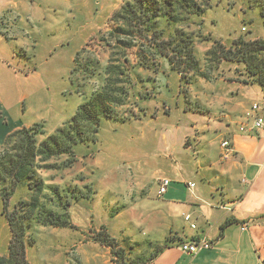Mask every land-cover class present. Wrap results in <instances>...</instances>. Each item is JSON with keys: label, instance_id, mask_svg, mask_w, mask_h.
<instances>
[{"label": "rangeland", "instance_id": "374dc122", "mask_svg": "<svg viewBox=\"0 0 264 264\" xmlns=\"http://www.w3.org/2000/svg\"><path fill=\"white\" fill-rule=\"evenodd\" d=\"M124 1L53 0L54 7L62 6L61 9L54 8L58 10L54 16L59 23L54 28L48 27L55 32L48 33L47 29L37 26L30 35V45L21 46V59L29 65L17 68V72H35L46 86L44 90L39 88V98L32 101L35 105L44 101L45 119L23 126L27 128L36 124L35 128L40 132L38 141L54 133L100 89L110 49L104 44L105 34L112 15ZM194 1L204 14L192 16L187 25L182 26L193 36L194 53L202 76L193 72L181 76L163 58H157L150 66H136L127 74L128 77L119 76L122 82L113 84L120 89L116 92L118 96L123 87L121 97L124 104L115 108L117 119L101 121L94 142L75 146L73 157L61 154L49 162H37V177L44 185L39 211L52 210L60 216H68L72 228L43 224L40 222L45 217L43 214L35 218L37 221L33 219L29 223L26 252L29 264H87L85 254L77 249V242H94V238L103 237L100 234L107 228L114 237L122 239L114 247L120 255L118 260H114L117 264H147L154 258L158 247L157 250H150L144 243L130 246L125 240L127 235L143 238L142 231L136 228L127 231L132 229L128 226L126 215L121 214L129 199L127 180L138 168L146 172L152 170L151 166L138 165L145 159L144 155L140 154L138 160L133 159V147L129 145L133 143L128 140L133 134L168 135L166 141L177 153L181 151L183 161L196 158L198 142L217 137L220 141L218 161H227L231 157L225 158L220 146L222 141H229L228 136L222 135L223 126L229 124H221L230 118L226 101L233 95L231 92H234L236 83L244 84L251 92L261 87L249 76L243 62L236 59L219 62L214 57L206 59L205 53L215 48L216 43L226 49L232 48V51L233 43L239 40L264 43V0ZM68 8L76 25L72 20H63L69 13ZM77 53H82L78 58L81 63L87 59L89 66L85 71L75 70ZM133 54L130 53L131 64ZM259 59L264 61V52ZM94 61L99 65L95 66ZM261 91L264 93V90ZM6 125L2 123L0 127L6 129ZM8 127L11 129L12 125ZM2 141L0 147H3ZM138 142L141 145L145 141ZM156 144L158 141L151 139L149 145L142 146L144 154L161 150L163 145ZM44 165L51 167L39 169ZM158 182L157 179V186ZM32 195L26 184L20 183L9 199L8 212L12 213L15 207ZM2 206L0 202V257H5L11 230ZM110 255L113 261L111 252Z\"/></svg>", "mask_w": 264, "mask_h": 264}, {"label": "crops", "instance_id": "0c3cea01", "mask_svg": "<svg viewBox=\"0 0 264 264\" xmlns=\"http://www.w3.org/2000/svg\"><path fill=\"white\" fill-rule=\"evenodd\" d=\"M55 7L53 0H0V125H12L11 129L0 127V142L12 129L45 119L44 101L36 105L32 102L39 98V88L44 90L45 82L35 72L16 69L29 65L21 59V46L30 45L35 27L55 32L52 28L59 23ZM68 11L64 21L73 19L70 8ZM72 21L76 25V20ZM236 84L226 101L230 118L221 122L229 124L222 129L232 150L227 161H218L217 137L198 142L196 158L187 159L186 155L185 161L181 151L177 153L170 147L166 134L145 132L128 138L133 143L129 144L133 159L144 155L138 165L152 167L148 172L138 168L127 180L129 199L121 213L132 229L127 231H142L143 238L124 236L130 246L144 243L150 250L159 248L147 264H264V127L249 133L240 131L243 114L264 93L258 87L251 92L244 84ZM151 139L163 147L145 155L142 146L149 145ZM140 140L145 142L140 145ZM162 177L170 184L163 195H158L156 181ZM105 232L118 242L122 240L114 237L110 228ZM203 237L211 243L210 248L193 255L178 248L181 243ZM77 243L78 251L85 254V263L114 264L109 248L91 240Z\"/></svg>", "mask_w": 264, "mask_h": 264}, {"label": "trees", "instance_id": "16d2710c", "mask_svg": "<svg viewBox=\"0 0 264 264\" xmlns=\"http://www.w3.org/2000/svg\"><path fill=\"white\" fill-rule=\"evenodd\" d=\"M201 14L204 11L194 0L124 1L108 23L104 44L110 49L100 89L81 104L68 121L40 141L37 139L40 132L35 128L36 124L6 135L1 144L3 147H0V202L11 230V240L8 254L0 257V264H29L26 256L29 223L40 214L45 216L40 219L43 224L72 228L68 216H60L52 210L39 211L44 185L37 177V162L45 163L61 154L73 157L75 146L96 140L103 119H117L115 108L124 104L121 97L123 87L118 96L116 92L120 89L113 86L122 82L119 76L128 77L127 74L136 66L153 65L157 58L165 59L170 68L181 76L188 72L202 76L200 63L194 53L193 36L182 26H186L192 16ZM215 46L205 53L206 59L214 57L219 62L235 59L243 62L249 76L264 90V61L259 59L261 52H264V43L239 40L233 43V51L219 43ZM133 52L134 60L131 64L130 53ZM81 54L76 55L75 70L85 71L89 64L87 59H83L82 63L79 61ZM94 63L95 66L99 65L97 61ZM50 167L44 165L39 169ZM20 183L26 184L33 195L9 213V199ZM100 235L103 237L94 238V242L109 248L113 262L117 264L114 260L120 255L114 247L118 241L106 232Z\"/></svg>", "mask_w": 264, "mask_h": 264}, {"label": "built area", "instance_id": "2783aa9c", "mask_svg": "<svg viewBox=\"0 0 264 264\" xmlns=\"http://www.w3.org/2000/svg\"><path fill=\"white\" fill-rule=\"evenodd\" d=\"M264 111V96L261 98L260 101L254 102L250 105L249 109L244 114V123L240 131L242 132H253L257 131L264 127V118L262 113ZM221 149L223 152V156L228 158L232 155L231 146L228 140H224L221 142ZM170 184V180L168 178L162 177L159 179L158 183V195H163L167 187ZM190 187H193V184H189ZM186 221H189V216L185 217ZM191 228H195L194 224L190 225ZM245 228V225L242 226V229ZM211 247V243L205 238H197L189 242L181 243L178 248L183 253L188 255H193L199 252L202 249H208Z\"/></svg>", "mask_w": 264, "mask_h": 264}]
</instances>
